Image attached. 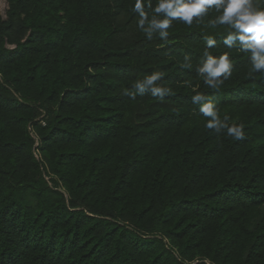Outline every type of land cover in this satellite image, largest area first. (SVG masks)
Listing matches in <instances>:
<instances>
[{
    "label": "trees",
    "instance_id": "1",
    "mask_svg": "<svg viewBox=\"0 0 264 264\" xmlns=\"http://www.w3.org/2000/svg\"><path fill=\"white\" fill-rule=\"evenodd\" d=\"M134 2L0 12V264H264V77L223 46L214 11L164 42ZM207 35L234 58L219 92L196 72ZM153 71L164 101L124 95ZM193 89L245 139L206 129Z\"/></svg>",
    "mask_w": 264,
    "mask_h": 264
},
{
    "label": "clouds",
    "instance_id": "2",
    "mask_svg": "<svg viewBox=\"0 0 264 264\" xmlns=\"http://www.w3.org/2000/svg\"><path fill=\"white\" fill-rule=\"evenodd\" d=\"M132 11L138 17L137 28L148 39L158 34L164 42L169 38L173 21L191 26L194 20L200 23L214 11L217 15L207 23L212 29H223V46L229 50L235 48L237 52L248 55V74L264 77V0H156L155 6L153 0H135ZM203 39L206 47L196 72L208 89L219 92L225 81L233 75L234 58L230 51L219 55L210 51L217 47L214 35H207ZM181 67L192 69L193 64L185 57ZM163 76L162 71H153L143 79L137 80L131 89H124V95L134 100L137 95L149 92L152 97L164 101L172 94V90L158 83ZM193 92L191 102L198 106L200 115L206 118V129L217 135L225 133L233 140L245 139V124L242 121H230L227 114L221 117L216 101L209 94L196 89H193Z\"/></svg>",
    "mask_w": 264,
    "mask_h": 264
},
{
    "label": "built area",
    "instance_id": "3",
    "mask_svg": "<svg viewBox=\"0 0 264 264\" xmlns=\"http://www.w3.org/2000/svg\"><path fill=\"white\" fill-rule=\"evenodd\" d=\"M0 5H2V7L0 8V12L2 16L5 18L7 9L9 8L8 0H0Z\"/></svg>",
    "mask_w": 264,
    "mask_h": 264
},
{
    "label": "rangeland",
    "instance_id": "4",
    "mask_svg": "<svg viewBox=\"0 0 264 264\" xmlns=\"http://www.w3.org/2000/svg\"><path fill=\"white\" fill-rule=\"evenodd\" d=\"M2 7V5H0V8Z\"/></svg>",
    "mask_w": 264,
    "mask_h": 264
}]
</instances>
